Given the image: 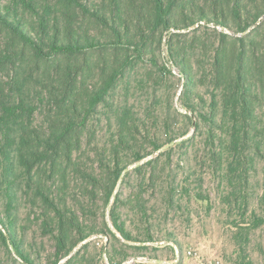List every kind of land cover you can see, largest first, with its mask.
Returning a JSON list of instances; mask_svg holds the SVG:
<instances>
[{
	"label": "trees",
	"instance_id": "1",
	"mask_svg": "<svg viewBox=\"0 0 264 264\" xmlns=\"http://www.w3.org/2000/svg\"><path fill=\"white\" fill-rule=\"evenodd\" d=\"M209 177L264 264V0H0V264L179 261Z\"/></svg>",
	"mask_w": 264,
	"mask_h": 264
},
{
	"label": "rangeland",
	"instance_id": "2",
	"mask_svg": "<svg viewBox=\"0 0 264 264\" xmlns=\"http://www.w3.org/2000/svg\"><path fill=\"white\" fill-rule=\"evenodd\" d=\"M173 73L177 76L174 80V87L169 91L160 87L159 93L163 100V115L169 109V105L179 109V99L183 91V81H179V72L173 69ZM173 115V114H172ZM193 132V131H192ZM178 156H176V160ZM262 177V170L260 178ZM217 183L210 177L206 179L204 188L206 193H210L213 198L214 205L206 201L198 200L197 197H188L184 195L183 206L178 210L173 221L168 223V234L176 239L182 248V257L179 261H174L173 254L169 250H161L159 252L149 251L141 252V256L130 260L125 264H152L151 257L159 260L160 264H200L204 260H221L222 264H235L236 247L232 239V233L228 229L222 210L217 205L215 189ZM126 191V188L124 189ZM97 243V250L101 251L105 244V238H95L91 240ZM256 246L264 243V235L261 233L256 235L253 240ZM166 243V241H162ZM192 251L196 254L194 257L188 256V252ZM256 252H259L256 247ZM258 256V255H256ZM101 264H109L106 260H102Z\"/></svg>",
	"mask_w": 264,
	"mask_h": 264
},
{
	"label": "built area",
	"instance_id": "3",
	"mask_svg": "<svg viewBox=\"0 0 264 264\" xmlns=\"http://www.w3.org/2000/svg\"><path fill=\"white\" fill-rule=\"evenodd\" d=\"M196 254H194V252H192V251H189L188 252V256H192V257H194ZM200 264H222V261L221 260H211V261H209V260H204V261H201L200 262Z\"/></svg>",
	"mask_w": 264,
	"mask_h": 264
}]
</instances>
